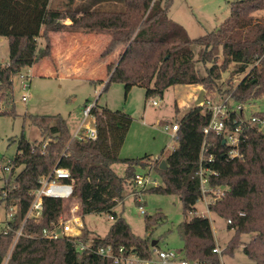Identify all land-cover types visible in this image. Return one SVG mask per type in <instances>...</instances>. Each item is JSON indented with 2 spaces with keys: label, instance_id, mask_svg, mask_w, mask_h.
Masks as SVG:
<instances>
[{
  "label": "trees",
  "instance_id": "obj_1",
  "mask_svg": "<svg viewBox=\"0 0 264 264\" xmlns=\"http://www.w3.org/2000/svg\"><path fill=\"white\" fill-rule=\"evenodd\" d=\"M48 2L0 0V35L10 41L9 61L0 65V100L8 105V109L0 114L15 111L13 76L43 57L51 58L48 33L59 30L107 33L110 40L103 50L105 55L117 49L121 51L117 63L107 66L109 80L125 81L126 89L133 85L143 86L146 97H162L164 91L175 84H203L213 88L230 63L234 64V73H244L248 67L250 70L229 93L226 92L229 99L243 105L264 96V17L253 15L254 11L264 9V0H232L228 4L229 14L213 29L196 38L190 37L168 16V0H121L120 9L83 12L71 8L60 11L57 7H49ZM66 18L70 19L69 24L62 22ZM39 38L46 42L43 46L39 44ZM194 46H199L198 58H195ZM219 52L223 60L217 64L215 58ZM196 61L204 66L210 63L205 66V74L198 72ZM90 114L96 129L94 139L72 137L66 119L60 114L30 115L31 123L38 127L42 139L30 142L20 138L12 158L14 167L10 179L15 187L8 190L7 199L19 203L20 209L10 221V230L0 231V264H43L52 253L59 254V264H113L92 252L77 250L74 240L39 237L44 227L57 222L60 217H69L71 200L77 203V213L82 219L86 214L101 212H108L113 217L103 236L89 231L84 225L79 236L81 240L91 242L93 246H124L142 258L152 256L157 246H152L149 238L135 235L125 219L112 212L123 198L126 183L133 182L134 185L135 166H151L149 160H144L150 156H119L132 122L128 113L110 110L95 102ZM254 114L264 117V113ZM210 115L211 111L201 105L187 111L177 121V145L164 158L166 169L159 168V160L152 165L163 184L150 191L177 195L184 215L194 211L201 196L195 172L204 140L203 127ZM206 140L211 143L213 168L218 173L210 176V188L225 190L224 196L208 205V210L225 216L226 221L230 219L228 227L236 229L237 234L256 232L243 246V251L255 264H264V133L251 130L246 144L240 148L242 155L230 160L226 159L222 136L210 133ZM118 162L126 165L122 176L111 167ZM20 165L22 168L15 172ZM55 165L69 170L72 195L67 199L45 197L40 220H27L22 235L14 240L15 231L21 227L32 201L30 191ZM5 188L4 185L0 189V194ZM164 219L162 213L147 217L146 232ZM178 234L185 258L221 264L217 253L212 251L215 241L208 217L194 214L179 224ZM235 245L229 247L230 252Z\"/></svg>",
  "mask_w": 264,
  "mask_h": 264
},
{
  "label": "rangeland",
  "instance_id": "obj_2",
  "mask_svg": "<svg viewBox=\"0 0 264 264\" xmlns=\"http://www.w3.org/2000/svg\"><path fill=\"white\" fill-rule=\"evenodd\" d=\"M63 1L65 3L61 6L60 0H54L53 6L60 11L71 8L80 12L88 9H120L122 7L121 0H74L71 4L68 0ZM231 1L168 0V16L180 24L190 37L196 38L213 29L229 14L228 4ZM253 15L264 17V9L254 11ZM68 20L70 19L63 21L68 22ZM95 33L99 35L89 38L87 44L79 45L80 48H75L71 54H77L82 59L77 72H69V69L66 70V67L61 65L58 67V61L54 64L52 60H55L53 52L55 54L56 47L52 46L51 58L43 57L40 61L32 63L31 65H35L34 71L28 68L31 65L20 71V73L27 71L29 74L27 77L13 76L15 111L13 114H0V164L14 157L20 138L30 142L42 139L38 127L31 123L30 115L60 114L66 119L69 132L73 136L84 118L85 104L92 106L96 102L98 106L126 112L131 116L132 122L126 132L119 156L141 158L149 155L150 157L144 160H149L152 163L151 166H135V170L136 173L145 175L151 180L154 179L156 184L147 183L142 188L133 185V182L126 183L123 198L112 212L121 215L135 235L147 237L151 242L155 240L158 248L166 249L175 255L181 254L183 247L178 234L179 224L190 219L194 214L204 215L210 220L215 245L219 246L217 257L221 264H255L244 253L243 246L251 241L256 232L237 234L236 229L228 227L225 216H219L206 208L202 198L197 200L193 212L184 215L177 195L150 191V188L163 184L157 171L152 168L153 162L163 160L177 145L175 137L165 131V126L180 120L187 111L196 106L195 100L201 89L205 91L204 100L209 98L211 101H218L228 97V93L248 73L250 67L244 73H234V64L230 63L221 72L220 79L213 88H207L203 84H175L168 87L162 97L157 95L146 97V88L143 86L133 85L126 89L125 81L109 80L106 62L115 65L121 51L119 50L120 52L118 51L119 53L115 55H113L115 51L105 55L106 51L104 53L103 50L110 36L107 33ZM54 40V38L50 39V43H54ZM38 42L40 45L46 43L40 38ZM9 44V38L0 35V65L9 61ZM193 49L196 55L199 46H194ZM195 58L198 56L196 55ZM215 60L217 64L222 62L221 52ZM42 62L49 68L38 69ZM209 65L210 63H207L205 66ZM205 66L200 61L195 63L200 74H205ZM48 69L54 74L49 75ZM24 82L27 83L25 89L22 88ZM24 94L27 96L26 101L21 99ZM153 101H156V104H153ZM228 103L231 106L235 105L231 99ZM7 106L0 100V111L7 110ZM201 106L204 107L203 103ZM242 106L246 117L254 113H264V96ZM93 122V116L89 115L82 124L91 127L94 125ZM111 167L116 174L122 176L126 165L118 162L113 163ZM21 168L22 165L18 166L15 172ZM6 177L8 172L0 169V189L5 185ZM74 202V200L70 201L68 215ZM139 206L142 207L143 212L139 210ZM5 211V204L0 195V221L5 219ZM157 213L165 216L164 221L146 232L145 219ZM82 221L86 229L103 236L112 224L113 218L108 212L89 213L84 215ZM235 240L238 241L235 243ZM233 244H236L235 248L230 252L229 247ZM59 259L58 253H52L43 264H59Z\"/></svg>",
  "mask_w": 264,
  "mask_h": 264
},
{
  "label": "built area",
  "instance_id": "obj_3",
  "mask_svg": "<svg viewBox=\"0 0 264 264\" xmlns=\"http://www.w3.org/2000/svg\"><path fill=\"white\" fill-rule=\"evenodd\" d=\"M22 77H27L29 74L20 73ZM27 83H22V88L25 89ZM26 94L21 99L26 101ZM229 96L221 98L218 101H211L209 98L203 102L204 108L211 111L208 123L203 127L204 140L199 154V165L195 175L199 179L200 198L204 199L206 208L208 205L214 204L219 198L224 196L225 190L211 189L209 185V178L212 175H217V170L213 168L214 154L210 151L211 143L207 142L206 137L213 133L216 136H222V143L226 146L225 156L227 160L235 157H240V148L246 144L248 134L251 130H259L264 133V117L256 114H251L246 117L243 113V106L235 104L231 106L228 103ZM156 104V101L152 102ZM91 105H86L83 109L84 118L79 124V129L76 130L72 137H89L94 139L96 137V129L93 126H83V121L90 114ZM94 120V117H93ZM94 124V122H93ZM179 128L177 121L170 125L165 126V131L177 138L176 131ZM224 141V142H223ZM44 147V144L42 145ZM14 161L7 159L4 164H0V169L8 172V177L4 179L6 188L2 191L1 200L5 204L6 214L5 219L0 221V231L6 233L10 230V221L14 218L15 214L19 211V203H14L7 199L8 190L14 188L15 185L11 182L10 175L13 172ZM134 184L139 187H145L147 183L156 184L155 180L149 177L136 173L133 179ZM210 189V192L208 191ZM73 193L72 178L69 170L65 167L55 165L50 172L42 175L38 179V186L30 191L32 201L25 212L22 220L21 227L15 231V238L22 235V227L27 220L38 222L42 215L43 199L45 197L67 199ZM207 197L209 199H207ZM78 205L74 203L70 209V215L67 218L60 217L57 222H53L50 226L44 227L40 234V238L47 240H55L59 238H66L74 240L76 249L79 251H88L96 254L97 256L112 261L113 264H210L201 263L197 260H190L185 258L182 253L175 255L166 249L154 248L153 254L150 258H142L138 256L134 250L126 249L124 246L115 247L111 244H101L93 246L91 242H85L79 238L83 232V221L81 216L77 213ZM139 210L143 212L142 207ZM240 215H243L240 212ZM111 218H113L110 215ZM230 223V219L226 221ZM74 238V239H73ZM213 252L219 253V246L215 245L212 249Z\"/></svg>",
  "mask_w": 264,
  "mask_h": 264
},
{
  "label": "crops",
  "instance_id": "obj_4",
  "mask_svg": "<svg viewBox=\"0 0 264 264\" xmlns=\"http://www.w3.org/2000/svg\"><path fill=\"white\" fill-rule=\"evenodd\" d=\"M53 1L54 0H49V2H48L49 7L55 8V6H53V4H54ZM60 2H61V6H63L65 3L63 0H60ZM64 20H67V18ZM62 22L65 24H69L70 20H68V22H65V21H62ZM93 33H95V32H87L86 33V32H83L81 30L80 31L59 30V31L49 32L48 33L49 38L51 40L53 38L55 39L54 43L51 44V47L52 46L56 47V49H54L55 54L53 52L55 60H52L54 62V64H55V61H58L59 62L58 67H60V65H61V66L66 67V70L69 69L70 70L69 72H77L82 59H80V56H78L77 54H74V55H71V54L75 48L79 47V45L84 44V43L87 44V40L89 38L95 37L96 35H99V34H96V33L93 34ZM100 34H104V33H100ZM41 40H43V39L41 38ZM109 40H110V37H109ZM109 40H108V42H109ZM43 42H44V40H43ZM107 43H106V45H107ZM43 45H41V46H43ZM51 50L53 51V49H51ZM119 50L120 49L115 50V53L113 55L119 53L120 52ZM64 59H65V61H64ZM49 61L52 62L51 60H49ZM108 65H109V63L106 62V66H108ZM34 67H35V65L33 64L28 68H31V70L34 71ZM45 67H46L45 64L42 62L41 65L38 66V69H41V68L45 69ZM46 68H49V67H46ZM48 70H49L48 71L49 75L54 74L53 72L50 71V69H48ZM86 105L87 104H85V106Z\"/></svg>",
  "mask_w": 264,
  "mask_h": 264
},
{
  "label": "water",
  "instance_id": "obj_5",
  "mask_svg": "<svg viewBox=\"0 0 264 264\" xmlns=\"http://www.w3.org/2000/svg\"><path fill=\"white\" fill-rule=\"evenodd\" d=\"M204 95H205V91L203 89H201L199 91V94H198L196 100H195V104L196 105H201L203 103V101H204ZM159 168L162 169V170L166 169V163H165V160L164 159L160 161ZM156 243L157 242L155 240H153L151 242V245L154 246V245H156Z\"/></svg>",
  "mask_w": 264,
  "mask_h": 264
}]
</instances>
